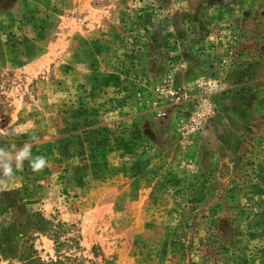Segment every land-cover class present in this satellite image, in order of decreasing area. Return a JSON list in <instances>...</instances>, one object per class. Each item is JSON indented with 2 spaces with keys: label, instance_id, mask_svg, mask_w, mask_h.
<instances>
[{
  "label": "rangeland",
  "instance_id": "rangeland-1",
  "mask_svg": "<svg viewBox=\"0 0 264 264\" xmlns=\"http://www.w3.org/2000/svg\"><path fill=\"white\" fill-rule=\"evenodd\" d=\"M0 130V264H264V0H0Z\"/></svg>",
  "mask_w": 264,
  "mask_h": 264
},
{
  "label": "clouds",
  "instance_id": "clouds-1",
  "mask_svg": "<svg viewBox=\"0 0 264 264\" xmlns=\"http://www.w3.org/2000/svg\"><path fill=\"white\" fill-rule=\"evenodd\" d=\"M0 134H4L0 130ZM16 134H26L17 130ZM31 142H24L22 147L17 148L15 144L12 145L13 151H8L4 147H0V189H6L11 181L15 179V172L22 170L24 162L28 161L33 172H41L47 166V159L43 155H33V143L39 142V137L35 131L31 132Z\"/></svg>",
  "mask_w": 264,
  "mask_h": 264
},
{
  "label": "trees",
  "instance_id": "trees-1",
  "mask_svg": "<svg viewBox=\"0 0 264 264\" xmlns=\"http://www.w3.org/2000/svg\"><path fill=\"white\" fill-rule=\"evenodd\" d=\"M59 228H61L62 231H64V224L59 223ZM58 234V231H56ZM55 234V242L58 243L59 240L58 235ZM63 245L62 242H59L57 249ZM78 260L76 257L72 256H65L62 255L61 252L54 257V258H49V259H44L42 258L39 254H37L36 251L32 250L28 252L25 256H23L22 262L20 264H77Z\"/></svg>",
  "mask_w": 264,
  "mask_h": 264
}]
</instances>
